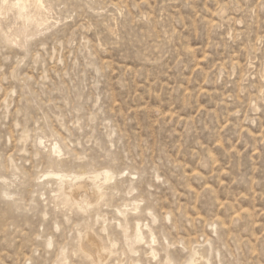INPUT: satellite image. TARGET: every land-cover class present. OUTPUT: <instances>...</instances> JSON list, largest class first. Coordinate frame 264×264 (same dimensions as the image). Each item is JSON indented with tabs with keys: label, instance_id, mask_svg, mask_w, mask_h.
<instances>
[{
	"label": "rangeland",
	"instance_id": "obj_1",
	"mask_svg": "<svg viewBox=\"0 0 264 264\" xmlns=\"http://www.w3.org/2000/svg\"><path fill=\"white\" fill-rule=\"evenodd\" d=\"M16 1L0 264H93L84 235L97 264H264V0H41L33 24Z\"/></svg>",
	"mask_w": 264,
	"mask_h": 264
},
{
	"label": "bare ground",
	"instance_id": "obj_2",
	"mask_svg": "<svg viewBox=\"0 0 264 264\" xmlns=\"http://www.w3.org/2000/svg\"><path fill=\"white\" fill-rule=\"evenodd\" d=\"M32 5H33L34 10H35L34 15L28 14V12H27L28 6H27L26 1H24V0H17L14 3L8 4L6 10L14 11L16 14H18L20 16V18L22 20H24L25 22H27L29 24L38 23V17L40 16V12L42 9L41 0H32ZM55 152H56V150H55ZM67 178H66V180H64L65 178L64 179L62 178L64 181H62L61 194L63 195V198H62L63 202H65L66 204H70V207H71L73 204L79 203L77 200H75V197L77 195H79L80 193H82V190L84 189V187L87 186V184L85 182H75L74 178L73 179H71V178L67 179ZM62 179H60V181ZM107 180H111V178L108 176ZM100 192L101 191H99V189H98L94 193L99 194V197H100V194H101ZM96 197H98V196H96ZM84 236L86 238L82 237V238H84V240H80L79 252H82L83 256H86L87 259L89 258L93 264L101 263L103 258H104L103 248L101 246V243L99 245L97 242H94L93 238L92 237L90 238L89 235L88 236L84 235ZM89 238H90V240H89ZM84 245H86L87 248H84ZM198 251H200V252H198ZM205 257H206V250H203V249L197 250L195 258L191 262V264H205L204 263Z\"/></svg>",
	"mask_w": 264,
	"mask_h": 264
}]
</instances>
